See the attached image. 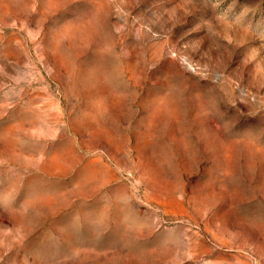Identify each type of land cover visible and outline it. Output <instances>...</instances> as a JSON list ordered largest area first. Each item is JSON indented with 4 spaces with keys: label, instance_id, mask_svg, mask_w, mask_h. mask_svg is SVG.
Instances as JSON below:
<instances>
[{
    "label": "rangeland",
    "instance_id": "374dc122",
    "mask_svg": "<svg viewBox=\"0 0 264 264\" xmlns=\"http://www.w3.org/2000/svg\"><path fill=\"white\" fill-rule=\"evenodd\" d=\"M0 264H264V0H0Z\"/></svg>",
    "mask_w": 264,
    "mask_h": 264
}]
</instances>
